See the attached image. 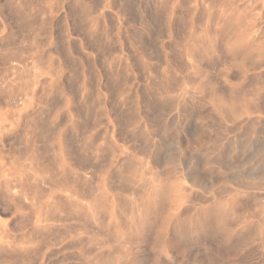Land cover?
I'll return each instance as SVG.
<instances>
[{
  "label": "rangeland",
  "instance_id": "obj_1",
  "mask_svg": "<svg viewBox=\"0 0 264 264\" xmlns=\"http://www.w3.org/2000/svg\"><path fill=\"white\" fill-rule=\"evenodd\" d=\"M263 61L264 0H0V264H264Z\"/></svg>",
  "mask_w": 264,
  "mask_h": 264
},
{
  "label": "bare ground",
  "instance_id": "obj_2",
  "mask_svg": "<svg viewBox=\"0 0 264 264\" xmlns=\"http://www.w3.org/2000/svg\"><path fill=\"white\" fill-rule=\"evenodd\" d=\"M8 5H9V3H8ZM13 5H14V4H13ZM13 5H12V6H13ZM10 7H11V6H10ZM7 8H8V7H7ZM12 8H13V7H12ZM15 9H16V7H15ZM225 25H226V24H225ZM253 38H254V37H253ZM253 38H252V39H253ZM255 38L257 39V37H255ZM197 48H198V47H197ZM243 51H244V50H243ZM241 52H242V51H241ZM244 55H245V54H244ZM240 56H241V55H240ZM242 56H243V55H242ZM187 57H188V56H187ZM248 58H249V57H248ZM241 59L244 60V58H241ZM241 61H242V60H241ZM244 61H245V60H244ZM244 61H242V62H244ZM246 61H249V60H246ZM246 61H245V63H246ZM250 61H251V60H250ZM253 62H254V61H253ZM259 62H260V61H259ZM263 62H264V61H263ZM237 63H238V62H237ZM247 63H248V62H247ZM255 63H256V61H255ZM261 63H262V62H261ZM239 64H241V63H239ZM248 65H249V63H248ZM252 66H253V65H252ZM254 66H256V65H254ZM254 66H253V67H254ZM240 67H241V65H240ZM242 67H243V63H242ZM246 68H247V67H246ZM218 94H219V93H218ZM218 96H219V95H218ZM226 97H227V96H226ZM232 97H233V96H232ZM220 98H221V97H219V99H220ZM233 98H235V97H233ZM230 99H231V97H230ZM228 100H229V98H228ZM236 100H238L237 97H236ZM229 102H230V101H229ZM234 102H236V101L234 100ZM241 102H242V101H241ZM171 103H172V102L170 101V104H171ZM174 103H175V102H174ZM227 103H228V102H227ZM232 103H233V102H231V104H232ZM237 103H238V102H237ZM237 103H236V104H237ZM239 103H240V101H239ZM239 103H238V104H239ZM233 105H234V104H233ZM170 106H171V105H170ZM249 106H250V105H249ZM173 107H174V106H173ZM224 108H225V107H224ZM234 108H235V107H234ZM251 108H252V107H251ZM225 109H227V108H225ZM251 110H253V108H252ZM224 115H225V114H224ZM40 126H41V124H40ZM41 127H42V126H41ZM66 154H68V152H67ZM66 154H65L64 156H68V155H69V154H68V155H66ZM69 156H70V155H69ZM53 161H54V160H53ZM56 162H57V161H56ZM125 163H126V162H125ZM173 163H174V162H173ZM174 164H175V163H174ZM126 165L128 166V164H126ZM126 165H125V166H126ZM129 165H130V163H129ZM133 165H134V164H133ZM133 165H130V166H133ZM56 166H57V165H56ZM125 166H124V169H126ZM127 166H126V167H127ZM130 166H128V167L130 168ZM45 167H46V166H45ZM45 167H44V168H45ZM133 167H134V166H133ZM133 167H132V170H133ZM138 167H139V166H138ZM47 168H48V167H47ZM56 169H57V168H56ZM130 169H131V168H130ZM48 170H49V168H48ZM57 170H60V169H57ZM141 170H142V169H141ZM44 171H45V170H44ZM62 172H63V171H62ZM125 172L128 173L127 171H125ZM125 172H124V173H125ZM129 172H130V171H129ZM131 172H132V171H131ZM136 172H137V171H136ZM143 172H144V171H143ZM65 173H66V172H65ZM121 173H123V172H121ZM121 173H120V174H121ZM124 173H123V174H124ZM126 173H125V174H126ZM137 173H138V172H137ZM68 176H69V178H70V175H67V177H68ZM71 176H72V175H71ZM125 176H126V175H125ZM130 176H132V175H130ZM65 177H66V176H65ZM65 177H63V178L65 179ZM72 177H73V176H72ZM147 177H149V175H148ZM69 178H67L68 181H69ZM73 178H74V177H73ZM79 178H84V177H79ZM124 178H126V177H124ZM153 178H154V177H152V179H153ZM64 179H62V180H64ZM155 179H156V177H155ZM155 179H153V180L155 181ZM195 179H196V177H195ZM239 179L241 180V178H239ZM239 179H238V180H239ZM72 180H73V179H72ZM82 180H83V179H81L80 181L82 182ZM85 180H86V178H85ZM87 180H88V179H87ZM120 180H121V179H120ZM130 180H131V179H130ZM240 180H239V181H240ZM64 181H65V180H64ZM66 181H67V180H66ZM76 181H77V180H76ZM78 181H79V180H78ZM78 181H77V182H78ZM124 181H125V180H124ZM124 181H123V182H124ZM243 181H244V180H243ZM60 182H61V181H60ZM62 182H63V181H62ZM70 182H71V181H70ZM70 182H69V184H70ZM73 182H75V180H73ZM73 182H72V184H73ZM77 182H76V183H77ZM81 182H80V183H81ZM83 182H84V181H83ZM161 182H162V181H161ZM197 182H198V181H197ZM64 183H65V182H64ZM76 183H74V185H75ZM84 183H85V182H84ZM84 183H83V184H84ZM87 183H88V181H87ZM90 183H91V182H90ZM127 183H128V181H127ZM154 183H155V182H154ZM241 183H243V182H241ZM255 183H256V182H255ZM62 184H63V183H60V185H62ZM65 184H66V183H65ZM65 184H64V185H65ZM125 184H126V183H125ZM133 184H135V183L133 182ZM162 184H163V183H162ZM167 184H168V183H167ZM70 185H71V184H70ZM76 185H77V184H76ZM87 185H88V184H87ZM92 185H93V183H92ZM123 185H124V184H123ZM144 185H145V184H144ZM156 185H157V184H156ZM248 185H249V184H247V186H246L247 188H249ZM255 185H256V184H255ZM80 186H81V184H80ZM88 186L90 187V185H88ZM125 186H127V185H125ZM129 186H130V185H129ZM256 186H257V185H256ZM158 187H159V186H158ZM160 187H161V186H160ZM251 187H252V185H251ZM90 188H92V187H90ZM141 189H142V188H141ZM168 189H169V188H168ZM170 189H171V188H170ZM249 189H250V188H249ZM86 190H87V189H86ZM89 190H91V189H89ZM95 190H96V189H95ZM95 190H94V191H95ZM96 191H97V190H96ZM86 192H87V194H89L88 190H87ZM92 192H93V191H92ZM84 194H85V192H83V195H84ZM87 194H85V197L87 196V198H89L88 196H89L90 194H89V195H87ZM221 194H222V192H221ZM225 194H226V192H225ZM135 195H136V194H135ZM143 195H144V194H143ZM90 196H91V195H90ZM83 197H84V196H83ZM85 197H84V198H85ZM101 197H102V196H101ZM135 197H136V196H135ZM152 197L154 198V197H156V196H155V195H152ZM84 198H83V199H84ZM91 198H92V197H91ZM95 198H96V197H95ZM138 198H139V197H138ZM140 198H141V197H140ZM191 198H193V197H191ZM96 199H97V198H96ZM98 199H100V198H98ZM136 199H137V198H136ZM164 199H165V198H164ZM58 200H59V199H58ZM86 200H88V199H86ZM89 200H90V199H89ZM144 200H145V199H144ZM189 200H190V199H189ZM189 200H188V201H189ZM193 200H195V199H193ZM60 201H61V200H60ZM62 201H63V200H62ZM62 201H61V202H62ZM90 201H91V200H90ZM90 201H89V202H90ZM98 201H99V200H98ZM190 201H191V200H190ZM190 201H189V202H190ZM218 201L221 202V199L218 200ZM218 201H216V202H218ZM87 202H88V201H87ZM136 202H137V201H136ZM182 202H183V201H182ZM90 203H91L90 205H93V204H92V201H91ZM146 203H147V202H146ZM184 203H185V202H184ZM201 203H202V202H201ZM59 204H60V203H59ZM87 204H88V203H87ZM121 204H123V203H121ZM189 204H190V203H189ZM216 204H217V203H216ZM216 204H215V205H216ZM57 205H58V204H57ZM99 205H100V204H99ZM105 205H106V204H105ZM125 205H127V204H125ZM160 205H161L160 202H157V203H156V202H154V201H153V202L151 201L150 203H148V205H147L146 207H143L142 205L139 206L138 204H137V205H134V207L132 206L133 208H132V211H131V215L133 216L134 220H137L138 223H140L139 225L141 226L142 223L145 222V220H146V217H147L148 211H149V212H155V210H157V209L160 207ZM163 205H164V204H163ZM202 205H203V204H202ZM217 205H218V204H217ZM60 206H61V205H60ZM102 206H103V205H102ZM111 206H112V205H111ZM258 206H259V205H258ZM71 207H74V206H71ZM77 207H78V206H77ZM77 207H76V208H77ZM91 207H93V206H91ZM215 207H216V206H215ZM61 208H62V207H61ZM74 208H75V207H74ZM76 208H75V209H76ZM78 208H79V207H78ZM81 208H82V207H81ZM93 208H94V207H93ZM96 208H97V207H96ZM96 208H95V209H96ZM171 208H172V207H171ZM216 208H217V207H216ZM261 208H262V207H261ZM69 209H70V208H69ZM100 209H102V208H100ZM107 209H108V208H107ZM62 210H63V209H62ZM97 210H98V208H97ZM189 210H191V209H189ZM55 211H56V210H55ZM84 211H85V210H84ZM99 211H100V210H99ZM159 211H160V210H159ZM162 211H163V210H162ZM218 211H219V210H218ZM223 211H225V210H223ZM77 212H78V211H77ZM95 212H96V211H95ZM187 212H189V211H187ZM215 212H216V210H215ZM80 213H81V212H80ZM189 213H190V212H189ZM92 214H93V213H92ZM118 214H119V213H118ZM118 214H117V215H118ZM225 214H226V213H223V214L221 215V218H222V216H225ZM129 215H130V214H129ZM156 215H157V214H156ZM83 216H84V215H83ZM87 216H88V215H87ZM89 216H90V214H89ZM89 216H88V218H89ZM95 216H96V215H95ZM126 216H127V215H126ZM233 218H234V217H232V219H233ZM81 219H82V218H81ZM84 219H85V217L83 218V221H84ZM86 219H87V218H86ZM86 219H85V220H86ZM91 219H92V218H91ZM120 219H121V218H120ZM180 219H181V218H180ZM236 219H237V217H236ZM98 220H99V219H98ZM124 220H125V219H124ZM127 220H128V219H127ZM178 220H179V218H178ZM181 220H182V219H181ZM173 221H174V220H173ZM88 222H89V221H88ZM88 222H87L86 224H88ZM104 222H105V221H104ZM122 222H123V220H122ZM179 222H180V221H179ZM231 222H232V221H231ZM84 223H85V222H84ZM101 223L103 224V222H101ZM138 223H136V224H138ZM161 223H162V222H161ZM262 223H263V222H262ZM92 224H93V223H92ZM102 224H101V227L103 226ZM259 224H260V223H259ZM90 225H91V224H90ZM144 225H145V224H144ZM162 225H163V224H162ZM87 226H88V225H87ZM91 226H92V225H91ZM91 226H90V227H91ZM254 227H255V226H254ZM262 227H263V226H262ZM91 228H92V227H91ZM123 228H124V227H123ZM224 228H225V227H224ZM128 229H129V228H128ZM144 229H145V228H144ZM147 229H148V227H147ZM206 229H207V228H206ZM256 229H257V228H256ZM258 229H259V228H258ZM138 231H139V230H138ZM208 231H209V230H208ZM255 231H256V230H255ZM140 232H141V231H140ZM124 233H125V232H124ZM251 233H253V231H252ZM178 234H179V233H178ZM211 234H212V233H211ZM257 234H258V233H257ZM147 235H148V234H147ZM145 236H146V235H145ZM152 236H153V234H152ZM170 236H172V235H170ZM173 236H174V235H173ZM251 236H252V235H251ZM148 237H149V236H147L146 238H148ZM168 237H169V236H168ZM198 237H200V236H198ZM213 237H215V236H213ZM216 237H217V236H216ZM245 237H246V236H245ZM248 237H250V235H249ZM136 238H137V237H136ZM140 238H141V237H140ZM151 238H152V237H151ZM159 238H160V236H159ZM246 238H247V237H246ZM253 238H254V237H253ZM127 239H128V238H127ZM131 239H132V238H131ZM157 239H158V238H157ZM174 239H175V238H174ZM208 239H209V238H208ZM210 239H211V238H210ZM242 239H243V238H242ZM244 239H245V238H244ZM128 240H129V239H128ZM159 240H160V239H159ZM169 240H170V238H169ZM176 240H177V239H176ZM176 240H174V241H176ZM239 240H240V239H239ZM246 240H247V239H246ZM253 240H254V239H253ZM174 241H173V242H174ZM182 241H183V240H182ZM229 242H230V241H229ZM200 243H201V242H200ZM169 244H170V243H168V245H169ZM187 244H188V243H187ZM187 244H186V245H187ZM170 245H171V244H170ZM173 245H175V242H174ZM201 245H202V244H201ZM211 246H212V245H211ZM228 246H229V245H228ZM175 247H176V246H175ZM202 247H203V246H202ZM204 247H206V246H204ZM213 247H214V245H213ZM178 248H179V247H178ZM178 248H177V249H178ZM180 248H181V247H180ZM184 248L187 249L186 247H184ZM255 248H256V247H255ZM170 249H171V248H170ZM174 249L177 250L176 248H174ZM191 249H192V248H191ZM222 249H223V248H222ZM172 250H173V248H172ZM175 250H174V251H175ZM189 250H190V248H189ZM201 250H202V249H201ZM206 250H208V249H206ZM217 250H218V249H217ZM257 250H258V249H257ZM179 251H180V250H179ZM179 251H178V252H179ZM185 251H186V250H185ZM190 251H191V250H190ZM198 251H199V250H198ZM208 251H209V250H208ZM219 251H220V250H219ZM258 251H259V250H258ZM258 251H256V252H258ZM178 252H177V253H178ZM181 252H182V251H181ZM181 252H179V253H181ZM201 252H202V251H201ZM191 253H192V252H191ZM199 253H200V252H199ZM214 253H215V252H214ZM218 253H219V252H218ZM224 253H226V252H224ZM112 254H113V253H110V256L113 257ZM148 254H150V253H148ZM205 254H206V253H205ZM226 254L228 255V253H226ZM177 255H178V254H177ZM179 255H180V254H179ZM207 255H208V254H207ZM224 255H225V254H224ZM224 255H221V256H224ZM258 255H259V254H258ZM107 256H108V255H107ZM187 256H188V255H187ZM190 256H191V255H190ZM190 256H189V257H190ZM256 256H257V255H256ZM23 257H24V256H23ZM144 257H146V256H144ZM151 257H152L151 259H150V258L148 259L149 261H152V259L155 258V257L153 258V256H151ZM191 257H192V256H191ZM211 257H212V256H211ZM225 257H226V256H224L223 258H225ZM24 258H25V257H24ZM24 258H23V261H24V260L26 261V259H24ZM26 258H27V257H26ZM228 258H229V256H228ZM263 258H264V257H263ZM98 259H99V258H98ZM144 259H145V258H144ZM144 259H143V260H144ZM157 259H158V258H157ZM191 259H193V258H191ZM191 259H190V260H191ZM200 259H201V258H200ZM203 259H204V258H203ZM203 259H202V262H203ZM225 259H226V258H225ZM225 259H224V260H225ZM262 260H263V259H262ZM98 261H99V260H98ZM98 261H96V262H98ZM100 261H101V260H100ZM100 261H99L98 263H100ZM145 261H146V263H147V260H145ZM157 261H159V260H157ZM192 261H193V260H192ZM210 261H211V260H210ZM131 262H132V261H131ZM143 262H144V261H143ZM23 263H24V262H23ZM106 263H107V262H105V264H106ZM149 263H150V262H149ZM149 263H147V264H149ZM185 263H186V262H185ZM208 263H209V262H208ZM208 263H207V264H208ZM108 264H109V263H108ZM140 264H141V263H140ZM209 264H210V263H209Z\"/></svg>",
  "mask_w": 264,
  "mask_h": 264
}]
</instances>
